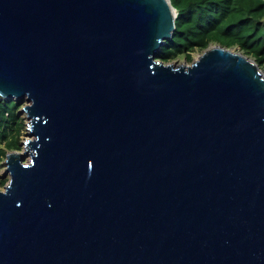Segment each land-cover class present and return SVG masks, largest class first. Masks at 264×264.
Here are the masks:
<instances>
[{
  "label": "water",
  "instance_id": "95a60500",
  "mask_svg": "<svg viewBox=\"0 0 264 264\" xmlns=\"http://www.w3.org/2000/svg\"><path fill=\"white\" fill-rule=\"evenodd\" d=\"M175 15L0 0V99L32 136L4 155L0 264H264V77L217 42L155 58Z\"/></svg>",
  "mask_w": 264,
  "mask_h": 264
},
{
  "label": "trees",
  "instance_id": "16d2710c",
  "mask_svg": "<svg viewBox=\"0 0 264 264\" xmlns=\"http://www.w3.org/2000/svg\"><path fill=\"white\" fill-rule=\"evenodd\" d=\"M176 10L174 28L155 58L164 62L183 56L191 60L209 43L238 46L260 67L264 62V0H170ZM20 99H0V161L5 152L20 148L23 117ZM3 179L0 184L4 183Z\"/></svg>",
  "mask_w": 264,
  "mask_h": 264
},
{
  "label": "rangeland",
  "instance_id": "374dc122",
  "mask_svg": "<svg viewBox=\"0 0 264 264\" xmlns=\"http://www.w3.org/2000/svg\"><path fill=\"white\" fill-rule=\"evenodd\" d=\"M234 50H237V49H235V48H233ZM197 51H192L191 53H190V55H191V60L190 61H187L186 63L187 64H190V62L196 57V55H197ZM183 60V56H180V57H177V58H175V59H172L171 61L173 62V63H180L181 61ZM260 68V70L261 71H264V62L262 63V66H260L259 67ZM20 101H21V106H22V104L25 102L24 101V98L22 99H20ZM20 106V107H21ZM20 107H19V109H18V114L20 115V116H22L23 117V121H24V124L27 122V117L24 115V112H22L21 110H20ZM24 137H32L31 135H29L28 134V132H27V130H26V128H25V126H24V130H23V132H22V136H21V139H20V148L19 149H15V150H21V148H22V140L24 139ZM28 160V155H26V156H22V161L23 162H26ZM4 167H5V163H4V158L0 161V180L1 179H3L4 181H6L7 179H8V173H6L5 172V170H4ZM5 183V182H4ZM4 183H1L0 184V188H1V186L4 184Z\"/></svg>",
  "mask_w": 264,
  "mask_h": 264
},
{
  "label": "bare ground",
  "instance_id": "6f19581e",
  "mask_svg": "<svg viewBox=\"0 0 264 264\" xmlns=\"http://www.w3.org/2000/svg\"><path fill=\"white\" fill-rule=\"evenodd\" d=\"M261 73H262V75H263V77H264V71H261Z\"/></svg>",
  "mask_w": 264,
  "mask_h": 264
},
{
  "label": "clouds",
  "instance_id": "9594fccd",
  "mask_svg": "<svg viewBox=\"0 0 264 264\" xmlns=\"http://www.w3.org/2000/svg\"><path fill=\"white\" fill-rule=\"evenodd\" d=\"M25 138V137H24Z\"/></svg>",
  "mask_w": 264,
  "mask_h": 264
}]
</instances>
